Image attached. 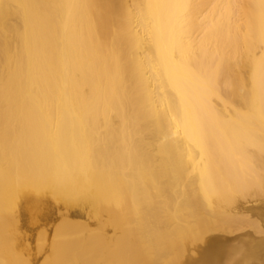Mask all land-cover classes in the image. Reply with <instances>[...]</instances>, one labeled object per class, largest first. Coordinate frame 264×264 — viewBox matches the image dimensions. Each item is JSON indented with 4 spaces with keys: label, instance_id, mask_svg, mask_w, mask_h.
Segmentation results:
<instances>
[{
    "label": "bare ground",
    "instance_id": "6f19581e",
    "mask_svg": "<svg viewBox=\"0 0 264 264\" xmlns=\"http://www.w3.org/2000/svg\"><path fill=\"white\" fill-rule=\"evenodd\" d=\"M0 264H264V0H0Z\"/></svg>",
    "mask_w": 264,
    "mask_h": 264
},
{
    "label": "rangeland",
    "instance_id": "374dc122",
    "mask_svg": "<svg viewBox=\"0 0 264 264\" xmlns=\"http://www.w3.org/2000/svg\"><path fill=\"white\" fill-rule=\"evenodd\" d=\"M248 226H243V228H247Z\"/></svg>",
    "mask_w": 264,
    "mask_h": 264
}]
</instances>
